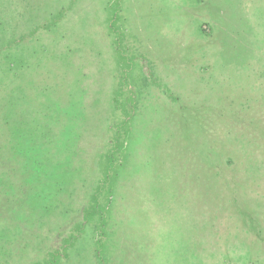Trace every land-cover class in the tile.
Listing matches in <instances>:
<instances>
[{
    "label": "rangeland",
    "instance_id": "374dc122",
    "mask_svg": "<svg viewBox=\"0 0 264 264\" xmlns=\"http://www.w3.org/2000/svg\"><path fill=\"white\" fill-rule=\"evenodd\" d=\"M0 16V264L70 234L59 264H264V0H0ZM111 149L105 226L77 230Z\"/></svg>",
    "mask_w": 264,
    "mask_h": 264
},
{
    "label": "trees",
    "instance_id": "16d2710c",
    "mask_svg": "<svg viewBox=\"0 0 264 264\" xmlns=\"http://www.w3.org/2000/svg\"><path fill=\"white\" fill-rule=\"evenodd\" d=\"M3 20L2 17L0 16V32L2 33L3 37L5 36L4 33H6L4 29L5 25H8V22ZM14 40V39H13ZM12 40V41H13ZM0 41H2V36L0 34ZM4 41V39H3ZM14 106H17L14 103ZM18 128V127H17ZM1 149V148H0ZM115 149H111L109 151H107L105 153V157L108 161V165L105 169L104 172V177L102 178V180L100 181L101 183H98V186L96 187V191H94V193L91 196V201L88 205H86L83 209V222L80 224V227L77 230H83L85 225L87 224V222H89L90 220L96 219L97 222L101 224V227L105 226V222H106V213H108V210L111 209L112 206V202L110 203L111 200V196L116 192V186H112L115 183L116 180V174H111V172L114 169V163H115V153H114ZM105 181H110V185L109 188L107 189V192L110 193V197H109V203L102 205L101 204V197H100V193H101V185L102 183H104ZM112 186V187H111ZM76 227V226H75ZM74 227V230H76ZM72 231L70 233H72ZM65 244H63V246L61 247V249H56L54 251H50L48 252V255L43 259V260H35L32 264H59L60 263V259L61 258H66L69 256V252L65 251L66 247H71L72 243H73V238L72 235L70 234L68 237H66L64 239ZM64 250V251H63ZM97 256L98 258H100V260L102 262H104V253L101 250V248H97Z\"/></svg>",
    "mask_w": 264,
    "mask_h": 264
}]
</instances>
